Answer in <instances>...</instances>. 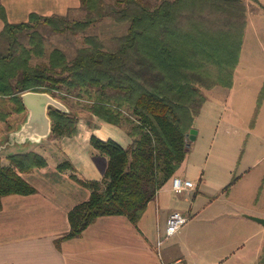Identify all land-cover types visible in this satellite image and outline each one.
Instances as JSON below:
<instances>
[{"label": "trees", "instance_id": "16d2710c", "mask_svg": "<svg viewBox=\"0 0 264 264\" xmlns=\"http://www.w3.org/2000/svg\"><path fill=\"white\" fill-rule=\"evenodd\" d=\"M81 2L86 16L76 21L68 15L32 13L28 21L12 23L0 7L5 20L0 32V123L13 129L9 118L26 110L21 94L34 90L65 102L87 97L84 110L126 127L133 138L125 147L92 136V147L108 158L101 180L81 177L70 160L58 165L60 171L72 169V178L90 191L69 212L70 230L60 240L80 237L102 216L124 215L139 224L188 157L187 134L207 102L203 89L234 86L248 26L244 0ZM106 18L129 24L126 34L113 37L110 49L100 35L88 33ZM41 24L56 33H83L85 46L73 58L54 48L47 62L32 64L33 57L46 54ZM263 98L264 90L260 105ZM50 116L53 138L77 134L78 116L55 108ZM7 161L0 156V210L5 196L35 193L24 174L49 165L34 150L11 154Z\"/></svg>", "mask_w": 264, "mask_h": 264}, {"label": "rangeland", "instance_id": "374dc122", "mask_svg": "<svg viewBox=\"0 0 264 264\" xmlns=\"http://www.w3.org/2000/svg\"><path fill=\"white\" fill-rule=\"evenodd\" d=\"M255 2L250 5L253 12L259 10ZM259 11L262 15L255 19L251 15V31H247L243 42L235 86L203 89L207 102L195 121L198 136L178 170V176L190 178L195 184L190 196L193 264H203V259L206 264H264V225L250 218H264V98L260 105L264 90V10ZM67 15L72 21L82 20L86 10L81 3ZM39 29L46 38V54L33 57L32 64L47 62L54 48L65 50L73 58L85 46L83 33H56L46 24ZM128 29V23L118 24L106 18L88 33L100 35L110 49L113 37L126 34ZM86 98L79 101L74 96L66 103L89 120L92 116L83 108ZM23 118V114H14L9 123L16 126ZM120 127L128 133L126 127ZM0 129L1 134L5 133L7 124L0 123ZM36 150L43 154L53 149L37 145ZM51 154L55 155L51 159L56 160V153ZM96 160L104 177L108 158L102 155Z\"/></svg>", "mask_w": 264, "mask_h": 264}, {"label": "crops", "instance_id": "0c3cea01", "mask_svg": "<svg viewBox=\"0 0 264 264\" xmlns=\"http://www.w3.org/2000/svg\"><path fill=\"white\" fill-rule=\"evenodd\" d=\"M244 1L248 7L246 37L251 15L254 19L262 15L259 10H264V0ZM252 1H256L255 6L259 10H250ZM81 3V0H0V7L5 8L9 22L20 23L28 21L32 13L43 16L67 15L69 10L79 8ZM4 26L5 20L0 16V32ZM93 135L103 140L114 139L125 147L133 142V138L120 126L92 116L91 120L80 118L76 135L52 138L39 144L43 148H52L56 160L51 159L54 155L51 150H44L49 165L24 174L37 191L3 198L0 210V264H163L156 241L165 230L173 211L183 212L189 221L165 242L164 260L193 264L190 259V196L194 191L188 188L178 193L173 190L172 180L149 203L137 226L124 215L102 216L80 237L60 240L70 230L69 212L87 200L90 191L72 178V169L60 171L58 165L70 160L81 177L101 180L103 169L96 159L102 158V155L98 151L92 152ZM36 147L29 150L35 151ZM19 149L14 146L0 154L8 162V152L22 151ZM205 261L202 260L203 264H206Z\"/></svg>", "mask_w": 264, "mask_h": 264}, {"label": "water", "instance_id": "95a60500", "mask_svg": "<svg viewBox=\"0 0 264 264\" xmlns=\"http://www.w3.org/2000/svg\"><path fill=\"white\" fill-rule=\"evenodd\" d=\"M21 98L26 108L23 113V120L16 126H13V129L7 130L2 134L0 133V153L14 146L22 150L20 152H8V156L31 151L29 150L31 147L43 144L53 138V120L50 116L51 108L83 118L79 115L78 111L50 92L29 90L22 93ZM91 116L95 115L91 114ZM196 134V129H192L187 134V147L189 149L191 141L196 139ZM250 218L264 225V218L252 215Z\"/></svg>", "mask_w": 264, "mask_h": 264}, {"label": "built area", "instance_id": "2783aa9c", "mask_svg": "<svg viewBox=\"0 0 264 264\" xmlns=\"http://www.w3.org/2000/svg\"><path fill=\"white\" fill-rule=\"evenodd\" d=\"M173 190L180 193L188 188H194L195 184L192 180L175 176L173 179ZM189 221V218L180 211H173L167 220L165 230L159 234L156 241L158 255L163 259V264H179V262H166L164 260L163 248L166 241L175 236L183 226Z\"/></svg>", "mask_w": 264, "mask_h": 264}]
</instances>
